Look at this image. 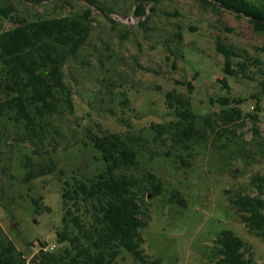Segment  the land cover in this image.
<instances>
[{"label":"rangeland","instance_id":"374dc122","mask_svg":"<svg viewBox=\"0 0 264 264\" xmlns=\"http://www.w3.org/2000/svg\"><path fill=\"white\" fill-rule=\"evenodd\" d=\"M97 1L110 13L85 0L40 5L0 0L29 17L90 8L92 24L78 56L64 67L71 112L50 117L42 141L28 138L8 114L0 117V251L34 264L43 245L63 246L55 235L63 182L104 169L89 132H117L130 138L137 151L132 174L142 183L149 214L140 231L145 255L161 264H214L208 258L214 239L229 230L247 245L254 264H264V239L244 226L226 192L255 195L253 178L264 176V34L246 16L198 0H150L142 17L134 15V0ZM10 26L0 19V30ZM217 39L237 53L230 63L218 51ZM171 90L188 98L197 126L206 131L187 164L175 157L180 150L155 140L150 128L172 117L165 103ZM256 104V123L244 118L205 126L204 119L222 108L236 106L245 115ZM50 162L56 165L53 172L25 180L28 170ZM148 174L159 182L161 194L147 189ZM171 192L185 204L170 201ZM115 264L139 263L123 250Z\"/></svg>","mask_w":264,"mask_h":264},{"label":"trees","instance_id":"16d2710c","mask_svg":"<svg viewBox=\"0 0 264 264\" xmlns=\"http://www.w3.org/2000/svg\"><path fill=\"white\" fill-rule=\"evenodd\" d=\"M23 1L40 5L48 0ZM85 1L91 7L110 13L97 0ZM147 1L150 0H134L136 17L145 16ZM198 1L205 7L244 15L255 31L264 34V0ZM0 19L11 25L0 30V117L8 114L14 123L23 125L28 138L42 141L49 118L72 110L64 67L69 59L78 56L90 35L91 9L29 17L19 13L12 4L3 2L0 3ZM175 34L180 38L179 31ZM216 46L228 63L237 56L220 39L216 40ZM187 99L174 90L166 92L165 103L172 117L150 126L155 140L170 145L172 150H180L174 155L182 164L189 162L187 159L193 155L195 146L206 137L205 129L197 126V115L190 109ZM259 111L258 104L245 115L238 107L228 106L207 116L204 123L211 127L215 122L235 124L244 118L256 123ZM87 138L98 151L104 169L90 178L64 180L60 193L61 224L55 233L57 243L63 246L51 251L40 249L34 264H115L123 250L130 252L139 264H161L160 259L145 255L142 248L140 231L147 225L149 214L143 203L142 183L132 174L137 163L133 142L117 132H89ZM2 143L0 128V147ZM170 153L168 150L165 155ZM55 169V163L50 162L36 171L28 170L24 178L28 181ZM147 177L151 184L147 189L152 194H161L155 176L148 174ZM253 185L255 195L227 190L228 202L244 226L264 239V176H255ZM170 195V201L176 198L181 205L185 204L177 192ZM246 246L231 231L224 230L215 237L208 258L214 264H254L246 255ZM0 264L24 263L0 251Z\"/></svg>","mask_w":264,"mask_h":264},{"label":"built area","instance_id":"2783aa9c","mask_svg":"<svg viewBox=\"0 0 264 264\" xmlns=\"http://www.w3.org/2000/svg\"><path fill=\"white\" fill-rule=\"evenodd\" d=\"M56 246L55 245H46V246H43V250H47V251H51V250H54Z\"/></svg>","mask_w":264,"mask_h":264},{"label":"water","instance_id":"95a60500","mask_svg":"<svg viewBox=\"0 0 264 264\" xmlns=\"http://www.w3.org/2000/svg\"><path fill=\"white\" fill-rule=\"evenodd\" d=\"M34 259H35V258L33 257V258L30 260V261H31V262H33V261H34Z\"/></svg>","mask_w":264,"mask_h":264}]
</instances>
